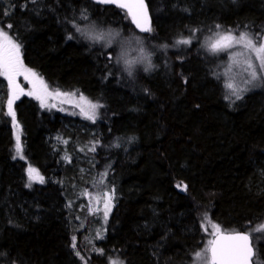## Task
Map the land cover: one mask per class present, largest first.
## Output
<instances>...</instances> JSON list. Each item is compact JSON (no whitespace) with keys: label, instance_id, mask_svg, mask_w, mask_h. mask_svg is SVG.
<instances>
[{"label":"trees","instance_id":"trees-1","mask_svg":"<svg viewBox=\"0 0 264 264\" xmlns=\"http://www.w3.org/2000/svg\"><path fill=\"white\" fill-rule=\"evenodd\" d=\"M144 3L140 32L105 0H0V31L24 67L98 105L89 122L19 98L18 159L0 76V264H192L216 229L248 233L264 264V89L230 97L205 45L220 31L264 34V0ZM97 32L138 39L153 67H125L114 45L87 37ZM64 143L112 194L100 239L72 221L80 182Z\"/></svg>","mask_w":264,"mask_h":264},{"label":"rangeland","instance_id":"rangeland-1","mask_svg":"<svg viewBox=\"0 0 264 264\" xmlns=\"http://www.w3.org/2000/svg\"><path fill=\"white\" fill-rule=\"evenodd\" d=\"M146 27L147 26L144 28ZM142 28L138 31L146 32L142 30ZM229 34L234 37L232 41L228 42L230 46L221 47L214 51L212 45L220 41L222 36ZM241 34H247V37L254 42L256 47L264 46L263 33L257 32L251 34L245 30L216 32L213 35H209L205 42L207 51L214 56H218V62H221V76L225 89L229 96L233 98L237 97V94L241 96L250 91L261 88L264 89V69L261 67V60L258 58L256 49L248 46L246 40L239 43L236 42ZM88 35L91 39L101 41L105 45H108V43L114 45L117 53H119L117 60L121 61L125 67L134 63H140L143 70H150L153 67L152 55H150L149 50H147L149 48L146 46L143 47L138 39H122L119 35L117 37L116 34L114 35V33L111 32H97L92 35L87 34V37ZM101 35L102 38L97 39V37ZM0 43H4L3 36H0ZM12 43L14 42L12 41ZM221 43L223 44L224 42L221 41ZM259 55L264 56V53H260ZM253 71L256 73L255 79H253L252 76ZM17 73L18 74L14 73L12 75L11 82L7 75L0 73V76L4 80L7 89V97L3 103H5L7 114L12 119L15 154L18 159H22V152H17V137H19L21 143V135L20 128L12 114L14 113V103L19 98L28 96L34 99L44 110L54 111L64 116L89 122H93L96 119L98 105L94 101L76 92H61L50 89L39 76L33 71L25 68L21 60L20 47ZM229 84L232 85L231 88L228 87ZM2 96L3 94L0 93V98ZM10 99L12 100L11 107L8 103ZM80 125H82V123H80ZM62 147L67 150V152H65L67 160L70 156L75 157L76 162L70 174L75 180L80 182V185L73 192L78 199L74 202L76 211L72 215V221H79L82 222V224L84 223V225H87V222L90 221L91 227L88 229L89 234L95 239H100L104 232L106 219H108L107 217L113 206L112 194L110 191H105L101 187V178H98L90 168L84 165V163L90 164L92 162L91 160L84 158L79 152L77 153L76 151L69 150L65 143L62 144ZM80 148L81 147H78V151ZM30 169L34 171H30ZM27 176L29 183H42L43 181L39 173L31 167L27 168ZM218 232H220L218 229L213 231L208 240L204 243V247L199 252L200 256L198 257L197 253L192 264H211L208 255V247L212 237ZM109 264L120 263L111 261Z\"/></svg>","mask_w":264,"mask_h":264},{"label":"snow or ice","instance_id":"snow-or-ice-1","mask_svg":"<svg viewBox=\"0 0 264 264\" xmlns=\"http://www.w3.org/2000/svg\"><path fill=\"white\" fill-rule=\"evenodd\" d=\"M105 2H107V0H105ZM141 7H143L142 0ZM137 26L140 27L141 25L137 22ZM142 30L148 31L150 29L142 28ZM0 36H3L4 38V43H0V73L7 75L9 81L11 82L12 75L14 73L18 74L17 66L19 64V45L12 43V41L2 31H0ZM100 38H102V35L100 37H97V39ZM233 39L234 37H232L231 34L222 36L220 38V41H217L212 45V48L215 51L221 47H229L230 44L228 42L232 41ZM245 40L247 41L248 46L256 49V52L258 53V58H260L261 60V67L262 69H264V56L259 55L260 53H264V46L256 47L254 42L247 37V34H241L236 42L239 43ZM221 41H223L224 43L222 44ZM182 43H190V41L184 40L182 41ZM252 76L253 79L256 78L255 71H253ZM228 87L231 88L232 85L229 84ZM239 98L240 96L237 94V99ZM8 103L11 107L12 100L10 99ZM12 115L14 117V113ZM17 152H22V146L19 137H17ZM21 158H23V156H21ZM30 171L34 170L30 169ZM258 230L264 231V227ZM221 239L224 241V243H220V241L211 242V264H247V260L251 255V249L248 248L246 244L239 243L241 241H247V235L237 234L232 236H224ZM197 256L199 257L200 254L198 253Z\"/></svg>","mask_w":264,"mask_h":264},{"label":"water","instance_id":"water-1","mask_svg":"<svg viewBox=\"0 0 264 264\" xmlns=\"http://www.w3.org/2000/svg\"><path fill=\"white\" fill-rule=\"evenodd\" d=\"M107 2L127 9L130 12V15L132 16L134 24L137 26V22H138L141 25L139 28L145 27L149 24V16H148V12H147L144 0H142L143 7H141V0H107ZM237 234L248 236L247 241H241L239 243L246 244L248 248L251 249V255L249 256L247 260V264H254L255 250L252 244V239L248 233L246 232H218L212 237L211 242L220 241V243H224V241L221 239L222 237L232 236V235H237ZM211 242L208 247V255H209L210 262L212 259V253H211L212 243Z\"/></svg>","mask_w":264,"mask_h":264}]
</instances>
